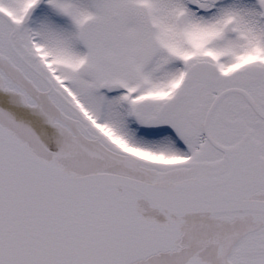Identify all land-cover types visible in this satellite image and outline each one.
<instances>
[{
  "label": "snow or ice",
  "instance_id": "6c2138e0",
  "mask_svg": "<svg viewBox=\"0 0 264 264\" xmlns=\"http://www.w3.org/2000/svg\"><path fill=\"white\" fill-rule=\"evenodd\" d=\"M0 264H264V0H0Z\"/></svg>",
  "mask_w": 264,
  "mask_h": 264
}]
</instances>
